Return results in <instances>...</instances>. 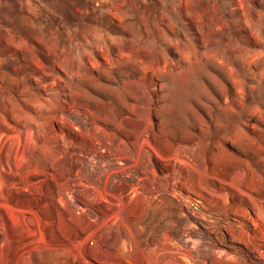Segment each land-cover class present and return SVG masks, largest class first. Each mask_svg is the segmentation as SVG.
I'll return each instance as SVG.
<instances>
[{
    "label": "rangeland",
    "instance_id": "rangeland-1",
    "mask_svg": "<svg viewBox=\"0 0 264 264\" xmlns=\"http://www.w3.org/2000/svg\"><path fill=\"white\" fill-rule=\"evenodd\" d=\"M0 264H264V0H0Z\"/></svg>",
    "mask_w": 264,
    "mask_h": 264
},
{
    "label": "bare ground",
    "instance_id": "bare-ground-1",
    "mask_svg": "<svg viewBox=\"0 0 264 264\" xmlns=\"http://www.w3.org/2000/svg\"><path fill=\"white\" fill-rule=\"evenodd\" d=\"M109 160V159H108ZM106 164H109V162H106ZM111 164V163H110ZM121 166H120V169L121 170H125V169H128V167L129 166H127L126 165V163H119ZM133 164H135V163H133ZM109 166V165H108ZM112 166V165H111ZM130 166H131V164H130ZM135 166V165H134ZM104 168V167H103ZM106 168V167H105ZM109 168H110V166H109ZM114 169H116V167L114 168ZM130 169V168H129ZM109 170V169H108ZM92 171V170H91ZM96 171V170H95ZM112 171H115V170H112ZM131 171H133V170H131ZM97 172V171H96ZM106 173V172H105ZM113 173V172H112ZM116 173V172H115ZM111 174V173H110ZM116 176V175H115ZM127 176V175H126ZM132 176H133V174H132ZM129 177H131V176H129ZM136 177V176H135ZM132 180V179H131ZM115 182V181H114ZM125 185V184H124ZM111 186V185H110ZM122 186V185H121ZM137 187V186H136ZM123 190V189H122ZM120 199V198H119Z\"/></svg>",
    "mask_w": 264,
    "mask_h": 264
}]
</instances>
